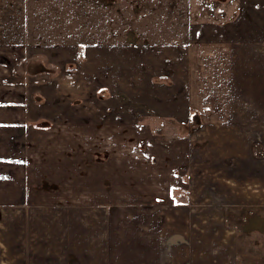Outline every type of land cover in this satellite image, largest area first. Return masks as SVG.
Listing matches in <instances>:
<instances>
[{"label":"crops","instance_id":"crops-1","mask_svg":"<svg viewBox=\"0 0 264 264\" xmlns=\"http://www.w3.org/2000/svg\"><path fill=\"white\" fill-rule=\"evenodd\" d=\"M245 3H249L251 8H247ZM235 5L238 14L232 23L220 24L230 27L228 31L215 32L219 39L208 42L196 40L193 33L188 38L190 49L187 52L179 45L174 49L170 47L171 53L181 54L186 60L181 67L180 64L175 65L179 62L177 58L163 56L164 50L156 46L147 44L149 47L143 49H148V54L144 56L143 49L138 51L135 66L129 72L133 84L144 83L141 81L145 79L146 82L148 74L158 66L161 75H164V68L169 72L166 77L170 78L169 83L175 92L170 99L164 100V91H161L164 83L158 79L153 82L150 78L151 84L156 83L160 88L155 86L157 90H146L140 87L124 91L129 98L125 101L128 108H121L119 113L127 116L119 119L112 117L111 111L117 113L114 108L108 109L113 104V87L119 83L110 84L113 77L106 74L76 73L77 77L80 76L79 81L85 78L92 81L90 95L98 101L91 104L93 111L97 110L92 120H87V107L80 108L79 104L68 106L64 99L61 103L46 105L47 109L32 103L30 95L36 78L34 65L30 63L33 61L25 55L18 36L9 29L11 27L0 24V264L248 262L247 255H251L243 249L244 242L237 225L228 224L229 207L238 210L241 202L219 200L220 203H212L210 198L191 197L174 207L179 205L174 203L176 193L173 195L172 191L175 187L167 183L165 169L147 164L129 147L136 136L132 127L144 125L141 122L146 115L162 116L164 111H172L175 105L172 119L184 124L187 120L186 104L199 109L202 115L203 111H215L212 105L216 92L206 83L207 79L215 75L219 84L226 83L230 80L227 75L232 63L251 61L254 57L259 60L258 56L251 54L255 37L259 38L257 53L263 61L256 68L264 66V0H237ZM242 18L251 19L252 26L231 27ZM4 29H7L5 34ZM206 36L211 37L212 32L206 30ZM239 42L245 49L242 53L236 52ZM197 45L201 51L192 52L191 47ZM259 47H262V53ZM129 48L124 50L129 53ZM109 49L113 50L108 46L100 52L108 54ZM100 52L96 53L97 58ZM156 60L160 61L159 65ZM256 72L260 75L256 77L253 74V80H258L256 83L251 81V87L264 89V69ZM60 77L56 75L60 79L59 86H62ZM122 77L126 79L127 74ZM188 80L191 81L190 87L194 84L198 88L193 86L192 90ZM199 80L207 87L201 88ZM102 88L106 90V96L99 101L94 92ZM261 93L252 99L253 109H258L261 102L264 111V92ZM235 101L230 109L234 108ZM225 106L226 102L222 100L220 115L226 116ZM202 118L205 126L216 120L212 113ZM254 121L258 120H253L251 125ZM238 122L244 120L240 118L235 121ZM257 136L254 133L251 139ZM87 140L89 147L85 145ZM187 140H183L181 152L186 158L190 147ZM104 152L109 154L110 160L95 159ZM252 164V185L255 182L256 187L249 192L235 186L234 191L235 194L240 192L242 198L252 200L257 209L264 210V192L262 196L256 192L257 186L261 185L258 181L264 180V173L262 178L258 175L264 170V161L256 160ZM116 172H119L115 178L116 186L109 188L106 184V189L98 188V179H114ZM221 173L232 175L230 171ZM122 174L126 176L122 178ZM134 174L137 177H132ZM194 205L196 209L193 210L191 207ZM201 206L202 212H198L197 207ZM211 210L215 211L212 215ZM260 219L263 223L264 218ZM249 264L255 262L252 260Z\"/></svg>","mask_w":264,"mask_h":264},{"label":"rangeland","instance_id":"rangeland-1","mask_svg":"<svg viewBox=\"0 0 264 264\" xmlns=\"http://www.w3.org/2000/svg\"><path fill=\"white\" fill-rule=\"evenodd\" d=\"M236 1L0 0V24L11 27L9 29L18 36L19 45L24 48L25 55L33 61L30 63L31 66L34 65L36 78L34 90L30 95L32 103L35 102L47 109L46 105H55L64 99L68 106L79 104L80 108L87 107L89 113L87 120H92V115L97 114V110L93 111L91 104L98 102L90 95L92 81L89 78L79 81L80 76L77 77L76 73L96 76L106 74L113 77L110 84L119 83L113 87V104L108 108L109 111L114 108L117 113L111 111L112 117L119 119V117L127 116L125 113L120 114L121 108H128L125 101L129 98L124 91L128 92L132 88L136 90L140 87L146 90H157L155 86L158 85L151 84V80L154 82L158 79L164 83L163 90H161L164 91V97H162L164 100L167 97L170 99L175 92L171 88L172 83H169L170 78L166 77L169 72L164 68V75H161L158 66L156 70L153 69L148 74L146 82L145 79L141 81L144 83L133 84L134 81L133 78H129V72L135 66L139 56L137 52L149 47L147 44L156 46L164 50L163 56L177 58L179 62L175 65L180 64L181 67V63H185L186 60L181 54L171 53L170 47L174 49L179 45L184 52H187L190 49L188 38L193 33L196 40L208 42V40L219 39L215 32L228 31L230 27L226 29L221 25L232 23L231 20L238 14ZM248 4L245 3L246 7L251 8ZM238 26H252V21L242 18L231 27ZM206 30L212 32L211 37L206 36ZM246 30L250 31V28ZM2 31L5 34L7 29ZM255 39L251 46L253 50L251 54L258 56L259 60L254 57L251 61L232 63L227 75L230 80L226 83L219 84L215 75L207 79L206 83H209V87L215 88L216 94L212 105V110L215 109V111H203L202 115L199 109H194L190 103L186 104L187 120L184 124L172 119L171 112H175V105L172 106V111H164L162 116L146 115L141 122L144 125L138 124L132 127L136 136L129 144L135 156L149 165L165 169L167 183L175 187L172 194L176 193L174 203L179 205H174V207L184 204L191 197L194 199L210 198L212 203H220L219 200L241 202L238 210H234L233 206L229 207L228 224L237 225L244 242L245 248L243 249L251 255H247L248 262L244 264H249L252 260L255 264H257L256 261L264 262V222H260L262 221L260 218H264V210L257 209L252 204V200L242 198L240 192L235 194L234 191L235 186L249 192L250 189L255 188V182L252 185L253 174L250 173V170L254 169L252 163L256 160L264 161V111H262L261 102L258 103V109H253L254 101H252L264 92V89L251 87V81L256 83L258 80V78L253 80V74L258 77L260 74H257L256 70L264 69V66L256 68L263 61L257 53L259 38L255 37ZM184 43L187 45L184 46ZM194 44L197 42L194 41ZM108 46L113 50L109 49L108 54L100 52ZM236 46L238 47L236 52H244L245 49L241 42ZM126 47H130L129 53L124 50ZM143 50V56L148 54V49ZM191 51L199 53L201 49L197 45L191 47ZM97 52H100L98 58L96 57ZM259 52H263L262 47H259ZM155 63L159 65L160 61L156 60ZM167 65L169 66L170 63L168 62ZM250 68H253V72ZM138 70L136 67L137 72ZM57 74L61 75L62 86H59L60 79L56 78ZM125 74L127 78L123 80L122 76ZM195 75L198 78V75ZM197 82L201 88L206 86V83L201 80ZM189 83L191 84V81L188 80V85ZM153 86L154 88H151ZM193 86L195 89L198 88L197 85L193 84L191 87L189 85L192 90H194ZM119 90L121 94H118ZM177 91H179L178 85ZM105 92L104 88L95 91L97 100H103L106 96ZM58 94L66 96L62 97ZM234 99L236 100L235 106L230 109ZM222 100L226 102L225 108L228 111H226V116L220 115L219 107L222 105ZM179 111L183 112V110ZM207 113H212L216 120L213 124L209 123L205 126L206 122H203L202 116L206 117ZM229 115L234 118V121ZM225 117L230 120H225ZM240 118L244 122L235 123ZM253 120L258 121H254L251 125ZM254 133L258 136L251 139ZM184 139H189L187 140L190 145L187 151L188 158L181 153ZM85 145L90 146L89 140L85 142ZM104 153L95 159L110 160L109 154ZM203 153H206V156H203ZM89 160L94 161V158ZM228 171L232 175L221 173ZM263 173L264 170L258 174L259 178H262ZM118 175L119 172H116L114 179L110 177L98 179V188L106 189L108 187L106 184H109V188L112 185L116 186L115 178ZM125 176L122 174V178ZM133 176L137 177V174ZM222 178L225 179L222 180ZM258 182L261 185L257 186L256 192L262 196L264 180L261 179ZM191 208L196 209L195 205ZM197 209H199L198 212H202L203 207H197ZM211 212V215L215 213L212 210ZM248 215L252 216L248 217ZM251 217H256L257 225L248 226ZM256 246L258 248L254 249L253 247Z\"/></svg>","mask_w":264,"mask_h":264},{"label":"flooded vegetation","instance_id":"flooded-vegetation-1","mask_svg":"<svg viewBox=\"0 0 264 264\" xmlns=\"http://www.w3.org/2000/svg\"><path fill=\"white\" fill-rule=\"evenodd\" d=\"M258 221L256 220V217H251V218H249V224H248V226H255V225H257L256 223H257Z\"/></svg>","mask_w":264,"mask_h":264},{"label":"water","instance_id":"water-1","mask_svg":"<svg viewBox=\"0 0 264 264\" xmlns=\"http://www.w3.org/2000/svg\"><path fill=\"white\" fill-rule=\"evenodd\" d=\"M258 156V155H257ZM264 156V155H263ZM263 156H258V157H263Z\"/></svg>","mask_w":264,"mask_h":264}]
</instances>
